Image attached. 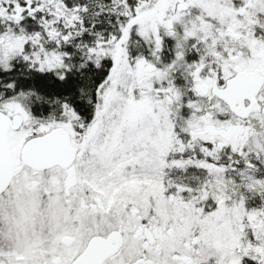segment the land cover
Segmentation results:
<instances>
[{
    "label": "snow or ice",
    "instance_id": "snow-or-ice-1",
    "mask_svg": "<svg viewBox=\"0 0 264 264\" xmlns=\"http://www.w3.org/2000/svg\"><path fill=\"white\" fill-rule=\"evenodd\" d=\"M0 264H264V0H0Z\"/></svg>",
    "mask_w": 264,
    "mask_h": 264
}]
</instances>
